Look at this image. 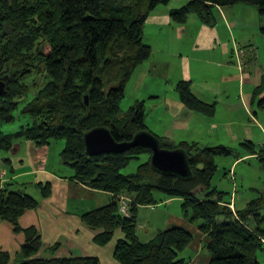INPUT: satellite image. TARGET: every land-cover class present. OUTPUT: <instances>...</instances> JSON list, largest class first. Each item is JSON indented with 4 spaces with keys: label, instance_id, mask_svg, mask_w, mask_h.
<instances>
[{
    "label": "trees",
    "instance_id": "1",
    "mask_svg": "<svg viewBox=\"0 0 264 264\" xmlns=\"http://www.w3.org/2000/svg\"><path fill=\"white\" fill-rule=\"evenodd\" d=\"M171 1L0 0V76L6 84L0 94V152H11L24 142L63 145L62 161L75 172L71 179L113 196L109 204L81 219L98 233L94 241L100 247L112 243L117 231L125 234L115 249L119 264H189L181 258L195 239L189 230L175 226L148 243L138 236L140 207L158 206L165 199L182 200L185 216L208 237L204 250L209 264H264V189L256 191L257 197L244 209L233 211L224 201L225 193L212 188L216 160L233 151L225 146L204 148L197 142L176 144L153 134L143 101L122 111L127 86L153 54L144 41L146 22ZM236 5L253 7L264 17V0H189L170 16L173 22L185 24L196 15L213 26L218 8ZM177 89L189 110L215 114V105L200 101L190 84L181 82ZM260 105L264 108V99ZM97 128L108 129L119 143L150 133L162 149L184 152L191 174L180 178L159 172L151 163L152 152L143 147L91 157L85 136ZM243 145L250 155H257L264 169V148L258 151L252 142ZM143 154L149 160L135 173L124 175ZM16 185L0 183V221L19 232V218L37 210L40 202L25 190L14 189ZM38 187L43 199L51 197L50 184ZM121 196L132 200L130 217L120 213ZM26 233L14 264H102L98 257H57L59 244L50 248L49 257L43 256L40 232L32 228ZM11 263V254L0 251V264Z\"/></svg>",
    "mask_w": 264,
    "mask_h": 264
},
{
    "label": "crops",
    "instance_id": "2",
    "mask_svg": "<svg viewBox=\"0 0 264 264\" xmlns=\"http://www.w3.org/2000/svg\"><path fill=\"white\" fill-rule=\"evenodd\" d=\"M188 2L182 0L180 7ZM161 7L150 15L145 27L144 41L147 39L145 43L152 48V57L135 72L127 86L126 97L130 92L136 103L145 102L146 124L150 132L159 137L176 144L197 142L204 148L233 146L239 154L241 151V158L234 161L231 174L241 161L257 159V155H250V150L243 145L245 142L255 144L258 151L264 148V108L260 105V100L264 99V35L261 33L264 18L260 19L253 7L236 5L218 8V21L213 26L196 15H190L185 24H177L170 13L180 7L172 8L170 4ZM255 20L261 21V27L254 24ZM181 82L190 84L200 101L215 105V114L207 116L189 110L178 93ZM24 148L28 149V155ZM49 152V146L40 147L33 142L17 145L11 152H0L2 186L17 183L14 189L25 190V193L30 186L39 191V184L52 186L51 197L43 199L37 210L27 211L19 218V232L12 224L0 221V251L10 253L11 264H14L27 240L26 230L36 228L42 236L43 256L49 257V248L59 244L57 257H98L102 264H119L115 249L117 243L125 239V234L117 231L112 243L100 247L94 241L98 233L81 219L83 214L109 204L113 196L72 180L75 172L68 165L71 170L68 176L43 168ZM61 164L66 165L63 161ZM29 177L36 180L31 184L19 182ZM254 190L251 191L256 194ZM239 195L237 191L236 210L244 209L253 200V197L244 199L238 206ZM231 198L224 201L229 203ZM175 202L181 204V212L169 211L165 227L157 229L153 239L172 227H183L193 233L195 239L181 258L189 264H209L210 257L204 250L208 237L183 214L182 200L165 199L162 204L172 207ZM143 208L147 207L140 210Z\"/></svg>",
    "mask_w": 264,
    "mask_h": 264
},
{
    "label": "rangeland",
    "instance_id": "3",
    "mask_svg": "<svg viewBox=\"0 0 264 264\" xmlns=\"http://www.w3.org/2000/svg\"><path fill=\"white\" fill-rule=\"evenodd\" d=\"M181 3H182V0H172L170 3V6L172 8L180 7V5H182ZM161 8H164V6H162ZM258 16L260 19L264 18L260 14ZM260 22L255 20L254 24L260 26ZM261 26H264L262 22H261ZM135 103H136V100L134 96L130 92H128L127 97H125L124 101H122V104H121L122 111H127L132 106H134ZM15 127L16 126H13L12 128H15ZM58 143L59 142H54L53 143L54 145L49 147L50 152L47 154L46 162L42 164V167L50 169L52 171H56L59 175L68 176L71 174V170L69 169V167H67V165L61 164V161H62V158H61L62 151L61 150H62L63 145H58ZM226 148L232 150L233 155L229 157H220L216 160L218 171L213 179L212 188H216L218 189V191L225 193V198L230 200L232 196L231 195L232 190H233V183L230 181L232 180L231 174L233 172L236 173L235 177L237 179V184H238V194H240L237 200V204L238 206H241L243 204L244 199H248V198L252 199V197L254 199L255 197H257L256 194L252 193L251 191L252 189H255L256 191H262L264 189V169L261 167V164L257 159L245 160V161H241L240 165H238V167L236 166V170H233V172L230 174L231 168L234 165V161L237 158H241L240 154L242 152L240 151V154H239L237 152L238 150L236 148H233V146L232 148L229 146H226ZM24 153L28 155L27 148H24ZM33 155L34 156L37 155L36 152ZM148 160H149V155L143 154L140 156L139 159L133 160L130 163V165L122 173L124 175L133 174L137 171L139 165L147 162ZM39 163H40V160H39ZM39 163H38V166H39ZM34 179L36 180V178ZM34 179L31 177L22 178L21 181L19 180V182L21 183L25 182L24 184H31L34 181ZM23 187L26 188V186H23ZM26 191L29 195H32L36 200H38L41 205L43 198H42V194H39L40 193L39 190H37L33 186H30L26 188ZM124 197L131 200V198L128 196H124ZM131 203H132V200H131ZM169 211L171 213H175L176 211L180 213L181 204L175 202L172 207H169L166 204H160L159 206L152 208V209H151V206H149L146 209L143 208L140 210L139 223H138L139 225H138L137 230H138V234H139L141 241L150 242V240L153 239L154 237L153 235L154 233H156V230L159 228L165 227L166 225L165 219L167 218ZM195 226L198 227V224H195Z\"/></svg>",
    "mask_w": 264,
    "mask_h": 264
},
{
    "label": "water",
    "instance_id": "4",
    "mask_svg": "<svg viewBox=\"0 0 264 264\" xmlns=\"http://www.w3.org/2000/svg\"><path fill=\"white\" fill-rule=\"evenodd\" d=\"M3 58L0 55V72ZM5 81L0 78V94L5 89ZM87 104L88 99H87ZM85 144L87 154L91 157L98 155H120L137 147L147 148L152 152L151 163L155 169L164 174H171L180 178H187L191 169L187 156L180 150H164L159 140L152 134L144 132L136 135L131 142H117L106 128H97L86 134Z\"/></svg>",
    "mask_w": 264,
    "mask_h": 264
},
{
    "label": "built area",
    "instance_id": "5",
    "mask_svg": "<svg viewBox=\"0 0 264 264\" xmlns=\"http://www.w3.org/2000/svg\"><path fill=\"white\" fill-rule=\"evenodd\" d=\"M232 182L234 185V194L232 195L231 201L227 204V206H229L233 211H236V205H235V197L237 195V191H238V184L237 181L235 179V175L232 173ZM4 176V174H3ZM121 200V205H120V213L126 217H130V203L131 200L121 196L120 198Z\"/></svg>",
    "mask_w": 264,
    "mask_h": 264
},
{
    "label": "flooded vegetation",
    "instance_id": "6",
    "mask_svg": "<svg viewBox=\"0 0 264 264\" xmlns=\"http://www.w3.org/2000/svg\"><path fill=\"white\" fill-rule=\"evenodd\" d=\"M0 78H1V76H0Z\"/></svg>",
    "mask_w": 264,
    "mask_h": 264
}]
</instances>
